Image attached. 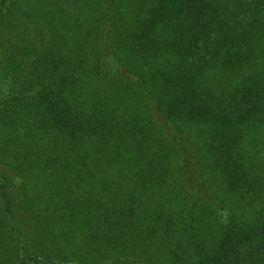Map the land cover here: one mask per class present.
Here are the masks:
<instances>
[{"label": "trees", "instance_id": "obj_1", "mask_svg": "<svg viewBox=\"0 0 264 264\" xmlns=\"http://www.w3.org/2000/svg\"><path fill=\"white\" fill-rule=\"evenodd\" d=\"M0 264H264V0H0Z\"/></svg>", "mask_w": 264, "mask_h": 264}]
</instances>
